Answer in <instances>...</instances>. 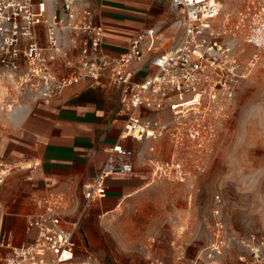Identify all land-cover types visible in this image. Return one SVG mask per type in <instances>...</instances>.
Masks as SVG:
<instances>
[{"label": "built area", "instance_id": "obj_1", "mask_svg": "<svg viewBox=\"0 0 264 264\" xmlns=\"http://www.w3.org/2000/svg\"><path fill=\"white\" fill-rule=\"evenodd\" d=\"M224 1L169 0L176 35L167 50L150 58L154 71L137 81L134 65L142 63L144 53L156 46L153 29L135 33L127 50L112 56L102 49L103 26L88 0H0V81L30 84L31 90L45 100L82 82L90 86L106 83L125 94L116 112L123 120L118 141L84 184L80 215L106 196L109 177L135 173L133 157L137 155L151 180L185 183L197 177L184 163L181 148L204 144L200 136L203 122L198 120L200 102L207 98V108L209 100L231 97L234 81L246 72H239L231 36H241L257 50L253 59L264 53V0H239L236 18L230 20L227 15L219 25L217 18ZM166 106L171 110L166 118L145 113ZM204 126L208 128L209 123ZM163 136L169 137L172 152L167 158H158L154 155L156 145L146 142ZM128 138L139 143L138 150L121 142ZM39 163L0 162V185L14 171L34 170ZM64 199L62 193L54 191L30 197L35 211L27 216L26 231L33 232V238L20 245L5 242L3 264H103L92 253L77 256L74 234L80 215L72 222L62 221ZM2 209L0 201V212ZM213 223L211 239L189 264H226L222 255L229 241L222 225ZM239 243L246 250L248 264H264V230L240 238ZM150 264L165 263L152 258Z\"/></svg>", "mask_w": 264, "mask_h": 264}, {"label": "rangeland", "instance_id": "obj_2", "mask_svg": "<svg viewBox=\"0 0 264 264\" xmlns=\"http://www.w3.org/2000/svg\"><path fill=\"white\" fill-rule=\"evenodd\" d=\"M146 1L159 12L166 9L168 0ZM238 1L223 2L219 25L227 15L230 20L236 18ZM174 21L172 13L165 48L176 33ZM63 39L67 45L66 34ZM230 39L239 72H246L234 81L231 97L209 100L207 108V98L200 102L199 123H209L208 128L203 123L200 127L204 144L181 148L184 163L197 177L185 183L151 178L149 183L147 178V187L106 214H100L98 206L93 205L80 215L77 201H68L61 214L80 215L75 235L77 253H92L103 264H150L152 258L165 264H189L211 239L213 222H219L229 241L223 261L248 264L239 239L264 230V53L259 52L255 60L257 50L253 46L241 36ZM0 83L1 134L10 128L9 108L15 111L33 106L43 98L31 90L30 84L6 79ZM160 140V155L167 158L172 152L170 139L163 136ZM76 197L81 200V195Z\"/></svg>", "mask_w": 264, "mask_h": 264}, {"label": "crops", "instance_id": "obj_3", "mask_svg": "<svg viewBox=\"0 0 264 264\" xmlns=\"http://www.w3.org/2000/svg\"><path fill=\"white\" fill-rule=\"evenodd\" d=\"M88 2L96 20L103 26L102 49L112 56L126 51L135 33L147 29L155 31V48L144 53L142 63L134 65L137 67L135 80L148 77L154 71L150 58L167 50L176 35L165 48L169 39L168 22L172 16L169 0L165 2L166 9L159 12L146 0ZM124 97L118 87L106 83L90 86L82 82L65 88L52 99L38 100L33 106L15 110L16 116L11 118L10 128L0 134V162L38 160L40 163L34 170L14 171L0 185V201L3 204L0 212V264H3L2 257L7 251L5 242L20 245L33 238V232L26 231L27 216L35 211V205L30 200L32 195L60 192L64 195L65 205L70 200L77 201L76 209L80 214L84 204V184L99 170L108 149L118 141L123 120L116 116V112ZM145 113L152 118H166L171 110L166 106L161 111L147 110ZM160 141L146 142L156 145L154 155L158 158H162ZM121 142L134 150L139 149V143L129 138ZM133 162L135 173L109 177L106 180V196L85 208L84 214L93 205L98 206L100 214L119 208L126 197L147 187V178L149 183L163 181H149L147 168L136 157H133ZM139 166L145 167L144 171H137ZM28 175L31 180L26 179ZM80 195L81 200L76 197ZM76 219V216H61L64 222ZM77 252L76 245L77 256H82Z\"/></svg>", "mask_w": 264, "mask_h": 264}, {"label": "bare ground", "instance_id": "obj_4", "mask_svg": "<svg viewBox=\"0 0 264 264\" xmlns=\"http://www.w3.org/2000/svg\"><path fill=\"white\" fill-rule=\"evenodd\" d=\"M0 84H2V83H0ZM2 91H0V93H1ZM0 99H2L1 97H0ZM8 108V107H7ZM7 113H8V115H10L13 119L15 118V114H16V112L15 111H7Z\"/></svg>", "mask_w": 264, "mask_h": 264}]
</instances>
